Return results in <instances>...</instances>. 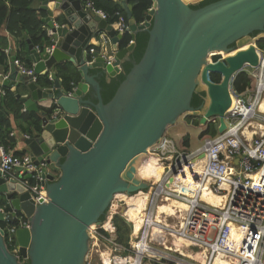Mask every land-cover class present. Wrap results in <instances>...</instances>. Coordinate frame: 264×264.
Segmentation results:
<instances>
[{
	"label": "water",
	"instance_id": "obj_1",
	"mask_svg": "<svg viewBox=\"0 0 264 264\" xmlns=\"http://www.w3.org/2000/svg\"><path fill=\"white\" fill-rule=\"evenodd\" d=\"M48 1H40L39 9L46 13L41 21L49 43L38 52L27 40L25 59L35 75L50 71L53 87L43 90L22 75L13 63L15 55L2 81L12 90L20 83L27 88L25 96L17 93L16 98L28 111H38L40 100L52 102L49 113L39 112L41 130L25 139L34 162L45 164L46 200L36 202L19 179L0 171V207H10L0 210V223L15 224L18 214L29 223L14 232L16 250L8 247L0 225V264H86L92 239L88 227L103 223L113 236L106 223L113 195L148 188L149 182L136 177L135 166L141 157L155 154L168 127L189 114L201 125L216 115L218 133L226 128L224 113L233 99L230 80L245 63L258 65L257 43L264 39V0H217L195 9L191 6L201 0H151L141 24L131 16L129 0H113L125 10L132 40L117 50L112 64L101 57L89 62L88 43L101 32L116 48L120 35L114 24L81 0H55L53 9ZM139 31L149 36L143 55L104 103L98 77L103 74L109 81L123 72ZM235 49L224 61L207 62L210 52ZM62 61L77 67L79 80L71 82L70 90L54 72ZM208 71L220 75V81L208 80ZM195 93L202 98L196 107L191 105Z\"/></svg>",
	"mask_w": 264,
	"mask_h": 264
},
{
	"label": "built area",
	"instance_id": "obj_2",
	"mask_svg": "<svg viewBox=\"0 0 264 264\" xmlns=\"http://www.w3.org/2000/svg\"><path fill=\"white\" fill-rule=\"evenodd\" d=\"M81 1L102 19H108L109 15L96 8L93 0ZM109 24H114V31L119 35L128 32V24L121 16ZM117 44L115 48L111 37L101 32L95 43L88 47L89 62L101 57L106 63L112 64L118 50ZM45 50L46 53L51 52L50 47ZM7 51L8 49L5 51L8 55ZM256 51L259 57L258 65H250L251 69L247 71L241 70L247 73L250 85L244 91L238 92L233 88L236 74L230 80L229 94L233 95L232 106L225 112L226 128L221 133L217 131L218 117L212 116L207 119L205 125L206 128L212 125L216 134L203 135L195 148L187 150L174 139L164 135L154 149L156 156L165 162L166 167L161 179L156 182L157 185H162V190L150 193L146 212L154 214L153 208L157 202L175 198L186 204L183 217L180 219L169 215L165 223H150L155 221V218L146 217L139 232H131L129 247H123L127 252L125 254L119 252L122 246L116 242L112 221L110 220L113 236L107 234L103 223H99L94 229L95 238L91 239L86 264H264V131L258 130L261 132L250 134L251 129H256L252 127L251 121L264 126V110L256 112L257 106L264 101V50L256 48ZM225 58L216 51L207 57V62L224 61ZM13 63L22 75L36 80L33 67L24 66L18 59ZM7 75L0 73V81L7 78ZM207 78L214 82L209 71ZM5 95L6 89L0 85V99ZM44 167V162L36 164L28 154L14 155L0 143V171L4 176L15 173L19 181L34 193L36 202L39 199L46 200L42 178ZM198 167H201V171L196 177ZM260 168H263L260 176L254 178L249 175ZM185 180L189 182L186 185H198L196 190L186 193L174 187L176 184L184 186ZM206 183L209 184L206 192L214 187L217 189L216 194L225 197L221 204L214 206L203 199ZM225 184L228 185L227 188L224 187ZM0 210L8 211L5 207H0ZM121 216L133 229L132 222L123 214ZM153 224L164 225V234L160 235L158 232L152 236ZM28 225V220L22 215L16 216L15 224L6 225L5 238L11 249L16 250V228ZM167 235L168 244L173 242L175 237L183 239L184 253L165 248L164 239ZM100 237L112 247L108 248L110 257L106 260V255L100 252Z\"/></svg>",
	"mask_w": 264,
	"mask_h": 264
},
{
	"label": "trees",
	"instance_id": "obj_3",
	"mask_svg": "<svg viewBox=\"0 0 264 264\" xmlns=\"http://www.w3.org/2000/svg\"><path fill=\"white\" fill-rule=\"evenodd\" d=\"M42 0H0V26H4L8 34L15 39L16 41V55L17 59L26 67L31 68L32 64L30 61L25 59L28 52V43L27 38L30 39L31 43L40 48L41 51L44 50V47L48 45L49 38L45 29H43L44 24L41 21L43 17L46 16V13L42 10H37L34 6L36 2ZM217 0H201L197 4L192 5V8H199L208 3L214 2ZM94 6L98 9L105 11L109 17L108 22H113L118 19L120 16L128 23V18L125 13V10L113 0H93ZM132 5L131 16L136 22V24H141L145 21V16L148 9L152 5L151 0H130ZM43 25V27H42ZM255 34V33H254ZM252 34V35H254ZM26 35V38H24ZM148 34L144 31H139L134 39L135 46L130 54V60L122 64L123 72L112 77L109 81H106L105 75H100L98 81L101 87V95L103 102H108L115 91L117 90L120 83L124 80L126 74L129 72L134 63H137L143 55V52L146 48L148 41ZM131 34L125 32L122 34L118 40V48L124 49L131 42ZM257 45L260 48H264V39L259 41ZM8 47V40L6 37L1 38L0 44V73H6L8 70V65L6 61L7 54L4 51ZM56 75L61 78L62 84L67 90L71 89V82H77L79 80V75L74 66L71 64H57L55 66ZM95 73V71H92ZM211 79L213 81H219L220 76L218 74H211ZM36 84L42 88H51L53 86V81L49 79L48 73L40 74L36 76ZM250 85V79L247 73L240 71L238 72L233 80V88L238 92L244 91ZM6 89V95L3 99L0 100V143L7 150H12L15 147L16 139L10 134L14 130L12 126L9 115H12L15 127L21 132L28 136L34 135L41 130V116L39 111L44 110L49 112L52 109V106L49 108L38 107L39 111H27L23 109L22 103L15 97V94ZM202 101L200 94H194L191 105L196 107ZM231 107V103L227 112ZM225 114V113H224ZM195 123H198V119L194 120ZM205 134L215 135L216 129L209 125L205 130L201 131L200 136L202 137ZM189 136L183 138V143L185 146L189 145ZM14 155L21 156L26 154L25 151H13ZM6 210L10 211V207H6ZM20 215V214H18ZM104 219L102 216L101 221ZM112 223L115 226V237L116 242L122 247H129L130 235L132 232V225L127 222L123 216L119 214H114L112 218ZM2 227L5 226L3 222L0 223ZM10 248V246L8 245ZM23 264H28V261L23 262Z\"/></svg>",
	"mask_w": 264,
	"mask_h": 264
},
{
	"label": "bare ground",
	"instance_id": "obj_4",
	"mask_svg": "<svg viewBox=\"0 0 264 264\" xmlns=\"http://www.w3.org/2000/svg\"><path fill=\"white\" fill-rule=\"evenodd\" d=\"M218 52H220L224 57H227L229 55H234L237 52V50L235 49V50H233V51H231L229 53H225L223 51H218ZM214 53H215L214 51L210 52L207 55V57L208 56L210 57V55H212ZM242 69L244 71H247V70L251 69V66L248 63H246V64H244ZM231 106H232V103H231ZM234 107H235V105L233 106V108ZM262 110H264V101L262 103H260L259 106H257V111L256 112H261ZM251 125H252V127L256 128V129H251L250 134H253L254 132H261V131H258V130L264 131V126L262 124H260L261 126H259V124L254 123L253 121H251ZM178 127H180V126H178ZM169 138L172 139V137H169ZM186 149H187V147H186ZM149 155H147V157ZM155 158H157V159L156 160H154V159H150L149 160L148 158L143 156V157H141L138 160V162L136 163V166H135L136 177L138 179L145 180V181L150 183V185L148 186L149 189L147 188L149 190L148 191L149 193L148 192H143L144 194H142V195H136L135 193H137L140 190H138L137 192L133 193L134 195L133 194H128L126 192H124V193H115L113 195L111 201H110V204L112 202H116V201H123L125 207L122 210V214L130 222L134 223L133 224L134 225L133 226V230H132V231H134V233H135V227L137 228V230L139 232V230H140L143 222L145 221L146 217L153 216L152 219L155 218V221H151L150 223H152V222H158L159 223L160 221H163L165 223V221L168 219L169 215H175L177 218L181 219L183 217V214H184L183 210H184V208H186L185 202L180 201V200H176L175 198H173V199H166V200H162V201L157 202V204L153 208V213L154 214H151L150 212H146V210H147L146 206L148 205V202H149L150 193L152 191L160 192L162 190V185H157L156 182L161 179L162 175L164 174L163 172L165 170V167H166L165 162L164 161L160 162V159H159L158 156H155ZM200 171H201V167H198L197 170H196V174H195L196 177L198 176ZM144 173H146L148 175L144 177V175H142ZM262 173H263V168H260L257 171H255L253 173H250L249 175L255 178V177L260 176ZM140 176H142L143 179ZM187 183H189V182L187 180H185L184 186H182L180 184H176V185H174V187L179 189V190H182V191H184L186 193H191L194 190H196V188L198 187V185H195V184L186 185ZM207 187L209 189V184L208 183L205 184V189H204L203 196H202L203 199L208 201L210 204H213L214 206L221 204L225 200V197L223 195L215 193V191H217V189L214 188V187L210 188L211 191L208 190V192H206V188ZM224 187L227 188L228 185L225 184ZM142 191L143 190H141L140 193ZM123 194H126L127 196L123 195ZM116 198H119V200H116ZM110 204H109V207H110ZM116 207H117V205L115 206L113 204V206L110 208V213H112V212L113 213L111 215H109V211H108V214H107V216L108 215L109 216L106 218V223L110 227H111L110 220H111L112 215L114 214V212L116 210ZM137 222H139V223H137ZM136 224H137V226H136ZM6 225L7 224H5L3 229L6 227ZM11 225H13V224H11ZM97 225H98V223H95V224L93 223L92 225H90L88 227L87 231L90 234H92V240H94V238H95L94 229H95V227ZM103 226L105 227L104 224H103ZM23 227H27V226H23ZM165 230H166V228L164 227V225L156 226L155 224H153L152 225V229H151V234H152V236H154L156 233L159 232L160 235H163ZM136 234H137V232H136ZM164 241H165L164 245L166 246L165 248L167 250H172V251H176V252L180 251V252L184 253L183 244H182L183 239L181 237H175L173 239V242H169V244H171V246H169V244H168L169 235L166 236ZM186 244H188V243L186 242ZM160 248L164 249L163 246H160ZM188 254L192 255V253H190V252H188ZM219 264H223V263H219ZM229 264H232V263H229Z\"/></svg>",
	"mask_w": 264,
	"mask_h": 264
},
{
	"label": "rangeland",
	"instance_id": "obj_5",
	"mask_svg": "<svg viewBox=\"0 0 264 264\" xmlns=\"http://www.w3.org/2000/svg\"><path fill=\"white\" fill-rule=\"evenodd\" d=\"M198 118H197V116H191V115H187V114H183V115H181L178 119H177V121H176V123H175V125H173V126H171V127H168L167 128V130H166V135H168L169 137H172L178 144L179 143H182V145L184 146V143H183V138H185V136L187 135V136H189L188 138H189V144H190V146H188L187 147V149L188 150H190V149H193V148H195L200 142H201V136H200V133H201V131H203V130H205L206 129V126L207 125H201V124H199V123H195L194 122V120H197ZM180 120V121H179ZM180 126V127H178V126ZM182 127V128H181ZM191 127V128H190ZM181 128V129H180ZM172 129V130H171ZM196 130V131H195ZM173 131V132H172ZM185 132V133H184ZM184 133V134H183ZM183 134V135H182ZM200 138V139H199ZM180 145V144H179ZM181 145V147H183ZM186 148V147H185ZM150 154V155H149ZM152 154V155H151ZM147 155H149L148 157H147ZM145 157L146 158H148L149 160L150 159H154V160H156L157 158H155V154H153V153H148ZM147 159V160H148ZM160 162H161V160H160ZM139 175V174H138ZM142 175H144V177L145 176H147L148 174H146V173H144V174H142ZM142 179H143V177L142 176H140ZM152 179V178H151ZM151 188V187H150ZM149 189V188H148ZM143 190L141 193L139 192H137V193H135L136 195H142V194H144L143 192H148L149 190ZM141 191V190H140ZM149 193V192H148ZM123 195H126V194H123ZM134 195V194H133ZM135 195V196H136ZM127 196V195H126ZM116 200H119V198H116ZM113 204L116 206L117 205V207H116V210H115V212H114V214H119V215H122V210H123V208L125 207L124 206V203H123V201H116V202H112L111 204H110V207H109V209H108V211H109V215H111L112 213H110V208L113 206ZM114 214H113V216H114ZM108 215V216H109ZM107 216V217H108ZM111 221H112V219H111ZM137 223H139V222H137ZM132 224H134V223H132ZM134 226V225H133ZM136 226H137V224H136ZM94 227V226H93ZM136 232L138 233V230H137V228L135 227V233H134V231H133V233L134 234H136ZM100 233L101 234H103V232L102 231H100ZM6 236H7V234H6ZM130 236H132V233H131V235ZM131 238V237H130ZM92 243V242H91ZM98 244H99V246H100V249H101V253H104L105 255H101V256H105L104 257V259L106 260V259H108V257H110V250L108 249V248H111L112 249V247L111 246H109L108 244H106L105 242H104V239H103V237H100V241L98 242ZM108 245V246H107ZM120 253H122V254H125V253H127L124 249H123V247H122V249L119 251ZM98 261H99V257H98ZM99 264H104V262H100ZM107 264V263H106Z\"/></svg>",
	"mask_w": 264,
	"mask_h": 264
},
{
	"label": "crops",
	"instance_id": "obj_6",
	"mask_svg": "<svg viewBox=\"0 0 264 264\" xmlns=\"http://www.w3.org/2000/svg\"><path fill=\"white\" fill-rule=\"evenodd\" d=\"M54 2H55V0H49L48 1V8L49 9H53L52 7H53V5H54ZM82 2V1H81ZM129 2H130V0H129ZM34 6L37 8V10L39 11V10H41V9H39V6H40V2H36L35 4H34ZM43 11V10H42ZM54 15H56V14H58V11H54V13H53ZM42 27H43V25H42ZM43 29H45V27H43ZM114 33H115V31H114ZM115 35H119L118 33H115ZM122 35H120V37H121ZM2 37H6L7 38V40H8V47L7 48H5L4 49V51H6L7 49H8V51L7 52H9L8 53V55H7V57H6V61H7V65H8V70L6 71V73L7 74H9V63H10V61H11V56H13V55H15L16 57H17V55H16V41H17V39H15L14 37H12V36H10L9 34H8V32L6 31V29H5V27L2 25V26H0V44H1V38ZM24 38H26V35L24 36ZM49 38V37H48ZM120 39V38H119ZM26 40H30V39H26ZM95 39H93V37L90 39V41H89V43L88 44H94L95 43ZM28 43V42H27ZM30 43H31V41H30ZM118 43V42H117ZM32 44V43H31ZM28 45H29V43H28ZM35 48H36V50L39 52V48L38 47H36V46H34ZM118 50H121V49H119L118 48ZM29 54V50H28V52H27V54L26 55H28ZM60 63V62H59ZM64 63H66V64H71L72 66H74L75 67V69H76V71H77V67L74 65V64H72V63H70L69 61H62L61 62V64H64ZM34 65L32 64V67H33ZM34 68V67H33ZM44 72V71H43ZM54 72H55V74H56V70L54 69ZM47 73V72H46ZM46 73H44V74H46ZM41 74H43V73H41ZM8 76V75H7ZM48 77H49V79H50V71L48 72ZM57 78L61 81V78L60 77H58L57 76ZM62 82V81H61ZM0 85H2V82L0 81ZM53 85H54V83H53ZM53 87V86H52ZM41 89H46V88H42V87H40ZM9 89V88H8ZM10 91H12L14 94H15V97H16V94L17 93H19V94H21V95H26L27 93H28V91H27V88L22 84V83H20L17 87H15V89L14 90H12V89H9ZM1 99H3V98H1ZM0 99V100H1ZM18 99V98H17ZM19 100V99H18ZM22 103V102H21ZM232 103V102H231ZM52 104V102H51V100L50 99H44V100H40V101H38L37 102V105H38V107H44V108H49L50 107V105ZM22 106H23V109H22V111H24V110H26V108L24 107V105L22 104ZM28 111V110H27ZM38 111H39V109H38ZM40 111H44V110H40ZM39 111V112H40ZM47 113H49V112H47ZM9 117H10V120H11V123H12V126L14 127V130L12 131V135L11 136H14L15 137V139H16V144H15V147H14V149H12L11 150V152H13V151H25L26 152V154H28L29 155V150H28V146L26 145V143H25V139L27 138V137H29L28 135H26V134H24V133H21L16 127H15V122H14V119H13V117H12V115H9ZM185 133V132H184ZM183 133V134H184ZM182 134V135H183ZM37 135V134H36ZM30 136H32V135H30ZM168 136V135H167ZM173 139V138H172ZM175 141V140H174ZM176 142V141H175ZM180 145H182V143H179ZM183 146V145H182ZM188 146H190V144L188 145ZM188 146H183V147H188ZM10 176L11 177H16L17 179H18V177L15 175V173H12V174H10Z\"/></svg>",
	"mask_w": 264,
	"mask_h": 264
},
{
	"label": "clouds",
	"instance_id": "obj_7",
	"mask_svg": "<svg viewBox=\"0 0 264 264\" xmlns=\"http://www.w3.org/2000/svg\"><path fill=\"white\" fill-rule=\"evenodd\" d=\"M143 23V22H142ZM128 24V23H127ZM46 31V30H45ZM128 32H129V30H128ZM47 33V32H46ZM118 45V44H117ZM257 48H260L259 46L257 47ZM40 49V48H39ZM260 49H263L264 50V48H260ZM40 51H41V49H40ZM89 56V55H88ZM89 61H90V56H89ZM253 67V66H252ZM34 69V68H33ZM48 73V72H47ZM211 75V74H210ZM37 76V75H36ZM220 76V75H219ZM220 79H221V76H220ZM220 81V80H219ZM35 82H36V80H35ZM214 82H218V81H214Z\"/></svg>",
	"mask_w": 264,
	"mask_h": 264
},
{
	"label": "flooded vegetation",
	"instance_id": "obj_8",
	"mask_svg": "<svg viewBox=\"0 0 264 264\" xmlns=\"http://www.w3.org/2000/svg\"><path fill=\"white\" fill-rule=\"evenodd\" d=\"M50 80H52L51 76H50ZM53 81V80H52ZM54 83V82H53Z\"/></svg>",
	"mask_w": 264,
	"mask_h": 264
}]
</instances>
